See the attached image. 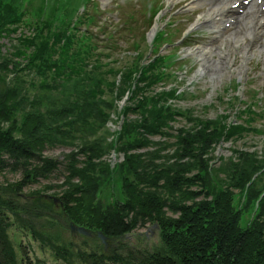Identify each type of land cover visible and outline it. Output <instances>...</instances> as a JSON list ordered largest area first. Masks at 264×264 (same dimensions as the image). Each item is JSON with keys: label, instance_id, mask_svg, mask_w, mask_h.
Wrapping results in <instances>:
<instances>
[{"label": "rangeland", "instance_id": "374dc122", "mask_svg": "<svg viewBox=\"0 0 264 264\" xmlns=\"http://www.w3.org/2000/svg\"><path fill=\"white\" fill-rule=\"evenodd\" d=\"M109 1L97 0L95 3L91 2V5L82 2L77 10L78 13H82L86 6L89 13L95 14L97 23L91 24L90 27L100 34L102 25L108 23L105 17L110 16L109 10L105 8ZM134 1L120 0V14L115 18L110 17L111 29L117 30V26L122 28L125 26L123 18L127 17L126 20L130 18L124 13L125 8H128V14H133L136 19L134 24L140 28L137 35L128 33L116 36L119 50L114 55L120 59L118 63L120 68L125 65H135L137 52L130 49L129 39L140 41L139 35L145 36L141 32L149 28L146 26L148 22L145 10L149 8L147 4L152 0H140L139 3ZM158 3L162 4V11L160 15H157L154 25H157V29L166 28L174 31L172 39H179L177 42L162 45V54H176L174 58L182 53L191 55L184 61L174 64L175 75L171 80L158 83L149 89V93L177 89L179 95L175 100L171 98L170 102L179 110L188 111L190 115L177 117L178 120L173 122L171 128V137L149 135L146 146L131 148L127 154L131 156L128 161L125 153L111 148L109 150L107 146L114 132L120 128L125 119L120 114L122 107L131 105L132 98L128 89L121 94L124 84L120 74L108 76L109 79L101 87L104 91L100 95L101 98L84 106L87 110L85 113H91L95 106L98 108L99 105L102 107L107 105V117L103 125L96 124L92 128L89 127L91 123L83 125L82 119H79L75 124V130H79L76 136L67 138L64 135L61 137L53 135L54 137H51L53 140L45 143L43 149L39 151L42 156L61 162L59 169L53 172L50 178H37L36 181L25 182L22 171L8 169L0 174V212L4 213L9 224L8 236L14 247L18 264H129L138 262L139 259L135 254H148L157 248H165L164 234L167 228L175 230L176 221L182 220V224L185 225L189 221L181 210L171 207L170 204L173 202L178 206L199 205L198 207L214 208L213 211L218 212V216L223 219L220 232H231V224L226 220L229 217L228 212L225 211L226 194L230 191H238L246 177L255 174V169L264 164V49L261 39L264 36L259 38L257 34L256 37L252 36L254 38L251 40L245 38L251 45L250 52L243 57L244 44L239 33H236L238 35L236 40L228 35L218 38L212 24H197L199 18L204 17L208 10V4L192 8V0H159ZM171 23L175 25L172 27ZM97 25L99 28L96 27ZM126 25L129 26V24ZM20 31L27 32L28 30L22 28L13 36L19 35ZM1 42L4 44V51L14 48L15 41L11 42L8 38H3ZM151 42L152 40L146 39V36L142 39V47L148 56L153 54V47L149 46ZM212 45H214L212 51L222 50L225 52L224 57H227L225 68L215 75H212V70H209L212 63L203 60L204 57L200 55L203 46ZM217 57L218 55H214L212 58ZM26 75L24 80H27V83L33 82V78H36L39 84L35 80L34 83L41 88L42 78L31 73ZM5 77L6 82L10 84L13 73L8 72V76ZM110 82H116V85L110 86ZM47 87L50 93L42 95L41 98L32 95L31 98L37 99L42 109L50 111H53L57 105L63 107L68 104L70 97L77 96L78 91L86 92L91 89L90 83L79 84L78 82L48 85ZM236 96L240 97L239 101V97L236 98ZM250 103L253 104L248 105ZM249 107H252L258 114H252L253 129L244 131L241 136L230 137L206 148H203L201 143L193 145L188 144L189 142H182V137L188 132L197 133L201 130L199 122L206 120L216 122L217 120H225V122L234 120L235 123L245 121L251 114L247 111ZM136 118L138 114L135 112H131L128 117V119ZM67 122L63 119L61 123L64 125ZM11 123L12 120L6 119L2 121V126H10ZM84 126H86L85 129H83ZM179 129L186 131L179 133ZM98 140L102 141L103 147L102 152L97 154L98 156L92 155L87 150L79 152L83 144L88 142L94 144ZM164 143L167 145L164 146ZM74 152L78 153L75 154V163L74 161L73 163L81 169L94 167L100 162H103L105 168L107 166L112 168L124 162L126 164L125 175L132 185V187H127L128 193L132 192L133 188L136 189L133 193L135 192L139 200L142 193L150 189V191L160 192L163 197L169 199L168 203L159 209L158 215H160L161 223L149 221L141 225L140 219H135L136 209L125 211L123 226L110 217L108 214L111 199L110 187L114 188L115 195L120 199L128 198L124 195L125 179L120 176L111 182L110 187L106 186L103 192L96 195V198L81 196L70 204L71 207L66 205L61 199L63 193L74 185H81L84 182V177L72 178L64 168L65 163L72 160ZM164 153L170 156L171 163L179 161L185 165L184 174L189 179L181 182L180 186H176L172 193H162V190H156L154 186L145 189L144 182L142 183L138 176V172L142 170L141 166L135 167L132 159L133 156H138L141 159L149 158L160 163L164 160L160 155ZM210 162H213L211 164L213 178L208 177L206 171ZM141 190L144 191L141 192ZM51 196L59 198V201L55 202ZM168 221L175 222L168 224ZM71 222L85 226L93 233L85 235L72 231ZM130 223L132 226L127 227L126 224ZM260 223L264 230V217ZM154 224L157 226L154 227ZM99 231L106 236V242L98 236ZM166 249L169 251L171 248L166 246ZM184 263L191 264L187 261ZM202 263L212 264L213 262L203 260Z\"/></svg>", "mask_w": 264, "mask_h": 264}, {"label": "trees", "instance_id": "16d2710c", "mask_svg": "<svg viewBox=\"0 0 264 264\" xmlns=\"http://www.w3.org/2000/svg\"><path fill=\"white\" fill-rule=\"evenodd\" d=\"M86 21H89V18H75L73 8L60 16V0H31L27 9H23L22 0H0V174L8 169L22 171L25 182L50 178L53 172L59 169L61 162L46 158L39 151L45 143L53 140V135H64L67 138L76 136L79 130H75V124L79 119H82L83 125L91 123L89 127L92 128L96 124L103 125L107 117V105H99L98 108L93 105L95 108H92L89 114L85 113L87 110L84 106L101 98L100 95L104 92L101 87L110 75L120 74L124 84L121 94L128 89L132 104L124 105L121 111L119 110L125 119L120 129L114 132L107 148L125 153L128 161L131 156L127 154L131 148L146 146L149 135L171 137V128L173 122L178 120L177 117L190 115L188 111L179 110L171 104V98L175 100L179 95L177 89L149 93V89L162 81L171 80L175 75L170 56L161 55L160 45L153 49V55L148 56L146 60L147 54L142 43L130 40V49L137 52L135 65L120 68V59L114 55L119 47L102 44L92 34L82 30L81 24ZM22 28L27 29L29 33L20 31L19 35L14 37L13 34ZM162 35H159L157 41ZM3 38L15 41L14 48L4 51V44L1 42ZM8 72L13 73L10 84L5 80ZM28 73L42 78L41 88H38L36 78L29 83L24 80ZM71 82L90 83L91 89L86 92L78 91L77 96L70 97L68 104L63 107L57 105L53 111L42 109L37 103L38 100L31 98L32 95L41 98L42 95L50 93L48 85ZM109 85H116V82H110ZM251 104L253 103L248 105ZM247 111L251 114L242 122H199L201 130L197 133L188 132L182 137V142L193 145L201 143L202 147L206 148L230 137L241 136L244 131L253 129L252 114H258L252 107ZM131 112L137 113L138 118L128 119ZM6 119L12 120L10 126H2V121ZM63 119L69 123L63 125ZM85 128L86 126L83 129ZM185 131L179 129V133ZM165 145L167 144L164 143ZM102 149V141L98 140L94 144H83L79 152L87 150L92 155H97ZM77 153H72V160L67 161L64 168L72 178L84 177V182L68 189L61 199L69 207L81 196L94 199L120 176L125 179L124 195L128 198L120 199L115 195L114 188L110 187L108 214L122 226L125 224V211L134 209L137 210L135 219H140L141 225L149 221L160 222L159 209L166 205L169 199L158 191L144 190L154 186L156 190H162V193H172L181 182L189 180L184 174L185 165L179 161L171 163L167 153H164L165 156L160 155L164 159L160 163L149 158L147 160L133 156L135 167L141 166L142 170L138 172V176L145 185L144 193L138 200L136 189L133 188L134 193H128L127 187L132 185L125 175L124 162L112 168H105L103 162H100L94 167L81 169L74 164V156ZM211 164L213 162L208 163L206 167L208 177L213 174ZM254 173L256 175L246 177L238 191L226 194L225 211L229 215L226 220L231 224L230 233L220 232L223 219L218 216V212L213 211L214 208L198 207L199 205L178 206L171 202V207L181 210L184 217L189 218L186 225L182 224V220L176 221L177 223L168 221V224L175 222L176 226L175 230L167 228L164 234L165 245L171 249L168 251L165 246L153 250L152 253L135 254L139 261L129 264H185V261L203 264V260L212 261V264H264V230L260 223L264 217V164L258 166ZM4 216V213L0 212V264H18L8 236L9 224ZM252 221L254 222L250 224ZM126 225L131 227L132 223Z\"/></svg>", "mask_w": 264, "mask_h": 264}, {"label": "bare ground", "instance_id": "6f19581e", "mask_svg": "<svg viewBox=\"0 0 264 264\" xmlns=\"http://www.w3.org/2000/svg\"><path fill=\"white\" fill-rule=\"evenodd\" d=\"M231 0H196L192 6V8L194 7H199V6H203L206 4V2H210V6L208 9V13L210 14L209 16H213L214 14L223 11L225 9V7H227V5H229ZM255 6H259V5H255ZM260 12V11H259ZM248 15H242L239 16V26L238 28L235 30L234 33H239L242 40H243V57L245 55H247L250 52V42H247L245 40V38L251 40V36L253 34V32H260V30H262L263 28L260 27V19L257 18V11L256 9L250 10L247 12ZM249 35V37H248ZM262 46L264 49V39H262ZM214 49V45L206 47L203 46L201 48V56H203V60H206L208 62L212 63V66L209 70H212L211 74L215 75L219 72H222V70L225 68L226 63H227V57L225 56V52L222 50H219L217 52L212 51ZM216 53V54H215ZM214 55H218L217 58H212ZM211 59V60H208ZM204 68V67H202Z\"/></svg>", "mask_w": 264, "mask_h": 264}, {"label": "water", "instance_id": "95a60500", "mask_svg": "<svg viewBox=\"0 0 264 264\" xmlns=\"http://www.w3.org/2000/svg\"><path fill=\"white\" fill-rule=\"evenodd\" d=\"M52 198H53V200L55 202H58L59 201V198H57V197H54L53 196ZM155 226H157V224H154V227ZM70 228H71L72 231H76V232H79V233L85 234V235H91L93 233L92 230L86 228L85 226L77 225L74 222H71L70 223ZM98 236L102 239L103 242H106L105 241L106 240V236L101 231L98 232Z\"/></svg>", "mask_w": 264, "mask_h": 264}]
</instances>
